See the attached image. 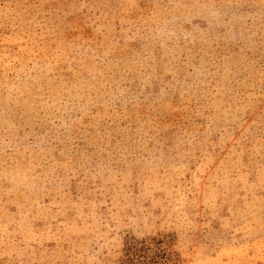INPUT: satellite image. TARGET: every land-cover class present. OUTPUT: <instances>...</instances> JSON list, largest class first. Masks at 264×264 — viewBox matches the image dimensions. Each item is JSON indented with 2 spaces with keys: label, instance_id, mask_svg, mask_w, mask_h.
Returning a JSON list of instances; mask_svg holds the SVG:
<instances>
[{
  "label": "rangeland",
  "instance_id": "374dc122",
  "mask_svg": "<svg viewBox=\"0 0 264 264\" xmlns=\"http://www.w3.org/2000/svg\"><path fill=\"white\" fill-rule=\"evenodd\" d=\"M0 264H264V0H0Z\"/></svg>",
  "mask_w": 264,
  "mask_h": 264
}]
</instances>
